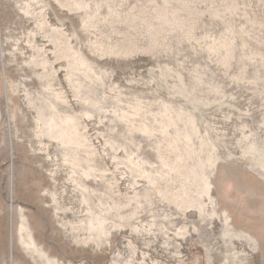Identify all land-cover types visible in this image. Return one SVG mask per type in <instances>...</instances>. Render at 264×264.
<instances>
[{"label": "rangeland", "instance_id": "374dc122", "mask_svg": "<svg viewBox=\"0 0 264 264\" xmlns=\"http://www.w3.org/2000/svg\"><path fill=\"white\" fill-rule=\"evenodd\" d=\"M0 264H264V0H0Z\"/></svg>", "mask_w": 264, "mask_h": 264}]
</instances>
